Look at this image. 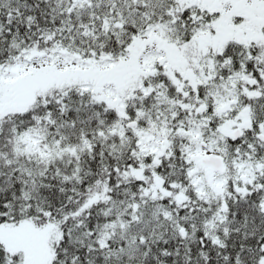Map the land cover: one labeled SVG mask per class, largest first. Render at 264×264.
<instances>
[{
  "label": "snow or ice",
  "instance_id": "1",
  "mask_svg": "<svg viewBox=\"0 0 264 264\" xmlns=\"http://www.w3.org/2000/svg\"><path fill=\"white\" fill-rule=\"evenodd\" d=\"M0 264H264V0H0Z\"/></svg>",
  "mask_w": 264,
  "mask_h": 264
}]
</instances>
